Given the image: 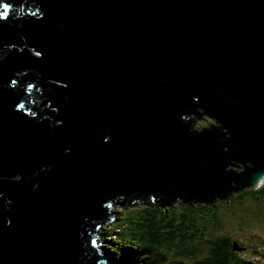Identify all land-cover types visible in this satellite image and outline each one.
I'll use <instances>...</instances> for the list:
<instances>
[{"label": "water", "instance_id": "95a60500", "mask_svg": "<svg viewBox=\"0 0 264 264\" xmlns=\"http://www.w3.org/2000/svg\"><path fill=\"white\" fill-rule=\"evenodd\" d=\"M5 4L0 264H115L111 208L264 184V0Z\"/></svg>", "mask_w": 264, "mask_h": 264}, {"label": "rangeland", "instance_id": "374dc122", "mask_svg": "<svg viewBox=\"0 0 264 264\" xmlns=\"http://www.w3.org/2000/svg\"><path fill=\"white\" fill-rule=\"evenodd\" d=\"M215 121L216 120L209 115H203L196 120L195 124L198 126L203 125L205 127H210L216 123ZM234 163L230 164L231 169L238 171L243 170L241 163ZM262 186H264V184L258 188H262ZM258 188H254L256 189L254 190L255 193L246 191L247 194L241 198V200H237L238 196H240L239 193L245 192V190L229 198L218 201L220 204L216 207L219 216L217 217L218 221L216 225L213 224L214 232L208 234L214 236V239L217 237L218 233L221 235L225 233L230 234V236L236 240L233 242L232 247L234 248L233 250L238 253L237 258H240L241 261L243 259H248L257 264H264V198L260 197L261 193L257 190ZM235 197H237V199ZM180 204L187 205V203H161L113 207L109 212H116V217L107 224H102L101 228L98 230L99 238H95V243H100L97 245L98 248L99 246H104L105 249L104 251L101 250V252L106 253V255L116 263V260L111 258L110 255H113L112 252L114 253L116 251L114 247L117 245L118 239L115 234H104L103 231H105V229L113 227V222L116 224L117 222L123 221L124 228H121V231L130 234L132 228L134 229V226H138L140 221L138 218L142 216L141 209L143 207L165 209L167 215H169L170 212L173 210L175 211ZM214 204L216 203H194L192 207L203 210L204 212H209ZM124 215L126 218L133 217L132 222L128 223L129 225L125 224L127 222L123 219ZM136 218L137 221L135 222L134 220ZM116 231L118 232L119 230L116 229ZM168 232H172V229H168ZM192 232L193 230H191V232L189 231V234L185 237L170 235L166 236L164 239H162L163 237L160 239L158 238L161 244H158L159 247L157 250H164L165 252H161L160 257H156V264H198L197 262L200 261L199 258L201 257L202 251L199 254L196 253L194 257L188 252V249L196 251L206 250L212 244L208 242V240L207 242L205 241L206 238L204 235L199 232ZM257 235L259 237H257ZM237 241L242 244V246H238ZM150 261L151 260H148V264Z\"/></svg>", "mask_w": 264, "mask_h": 264}, {"label": "trees", "instance_id": "16d2710c", "mask_svg": "<svg viewBox=\"0 0 264 264\" xmlns=\"http://www.w3.org/2000/svg\"><path fill=\"white\" fill-rule=\"evenodd\" d=\"M27 7L34 10L33 6L28 5ZM35 96L38 97L37 92ZM254 190L256 189L249 188V190L239 193L238 199L237 197L235 198L241 200L247 192L255 193ZM257 190L261 193L260 197L264 198V186ZM218 198L214 199V203L216 204L212 206L213 208L209 212L192 207L195 202L189 201L185 202L187 205H178V208L175 211H171L169 215H167L165 209L143 207L141 209L142 216L138 218L140 220L138 226H134L130 234L121 231V228H124L123 221L116 224L113 222V227L103 231L104 234H115L118 239V243L114 247L116 251L112 252L113 255H110V257L116 260V264H148V260H151L149 264H156V257H160L161 252H165L164 250H157L158 244H161L158 238L163 237L162 239H164L170 235L185 237L189 234V231L193 230L195 233L199 232L204 235L205 241L207 242L208 240L212 244L206 250L196 251L188 249V252L194 257L196 253L199 254L202 251L199 258L200 261L197 262L198 264H257L248 259L241 261L240 258H237L238 253L232 247L233 242L236 240L230 234L225 233L221 235L218 233L217 239L215 238L216 240L214 236L208 234L214 232L213 224L216 225L218 221L217 217L219 216L216 209L220 205ZM123 219L127 222L125 224L129 225L128 223L132 222L133 217L126 218L124 215ZM134 221L136 222L137 218ZM116 229L119 231L117 232ZM168 229H172V232H168ZM257 237L259 236L257 235ZM237 245L242 246L239 242Z\"/></svg>", "mask_w": 264, "mask_h": 264}, {"label": "snow or ice", "instance_id": "6c2138e0", "mask_svg": "<svg viewBox=\"0 0 264 264\" xmlns=\"http://www.w3.org/2000/svg\"><path fill=\"white\" fill-rule=\"evenodd\" d=\"M8 7L9 6L7 4L4 5V12L0 13V18H6V13H7ZM37 55H39V53H37Z\"/></svg>", "mask_w": 264, "mask_h": 264}, {"label": "bare ground", "instance_id": "6f19581e", "mask_svg": "<svg viewBox=\"0 0 264 264\" xmlns=\"http://www.w3.org/2000/svg\"><path fill=\"white\" fill-rule=\"evenodd\" d=\"M232 163H233V162H232ZM235 163H236V162H235ZM235 163H234V164H235ZM238 163H239V162H238ZM238 165H239V164H238ZM238 165H237V166H238ZM241 167H242V164H241ZM115 217H116V216H115ZM115 217H114V218H115ZM104 249H105V247H104V246H102V251H104ZM106 258H107V259H110V258H109V256H108V257H106ZM110 260H111V259H110ZM116 263H117V262H116ZM116 263H115V264H116Z\"/></svg>", "mask_w": 264, "mask_h": 264}, {"label": "flooded vegetation", "instance_id": "af4514ba", "mask_svg": "<svg viewBox=\"0 0 264 264\" xmlns=\"http://www.w3.org/2000/svg\"><path fill=\"white\" fill-rule=\"evenodd\" d=\"M216 124V123H215Z\"/></svg>", "mask_w": 264, "mask_h": 264}]
</instances>
